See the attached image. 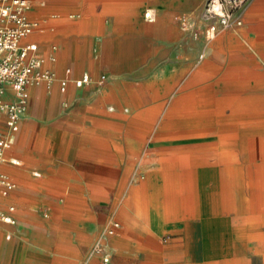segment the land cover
<instances>
[{
    "label": "crops",
    "instance_id": "obj_1",
    "mask_svg": "<svg viewBox=\"0 0 264 264\" xmlns=\"http://www.w3.org/2000/svg\"><path fill=\"white\" fill-rule=\"evenodd\" d=\"M28 1L27 16L39 28L21 42L35 43L39 56L53 55L44 67L69 83L64 92L58 80L49 90L28 88L26 112L1 165L16 187L0 196L2 212L14 208L13 224L0 220V264H98L91 249L101 239L110 264H264V168L255 166L245 180L223 161L239 147L250 158L264 154L263 124L237 119L264 114V92L253 91L264 87V0H250L240 26L218 28L203 45L177 22L203 0ZM154 64L167 73L151 81L148 94L116 87L136 80L139 65ZM192 64L177 78L183 80L177 91H190L172 96L169 66ZM82 74L93 82L76 87ZM101 76L106 80L97 86ZM208 81L231 92L212 94ZM107 91L135 98L141 107L131 122L104 107ZM148 97L153 122L160 116L189 135H138ZM12 98L7 89L4 99ZM230 183L249 184L241 202ZM112 220L119 228L105 237Z\"/></svg>",
    "mask_w": 264,
    "mask_h": 264
},
{
    "label": "built area",
    "instance_id": "obj_2",
    "mask_svg": "<svg viewBox=\"0 0 264 264\" xmlns=\"http://www.w3.org/2000/svg\"><path fill=\"white\" fill-rule=\"evenodd\" d=\"M250 0H205L200 17L203 21V35L205 41L214 39L218 28L233 29L241 25L240 14ZM30 9L28 0H0V112L4 114L5 130H0V196L6 197L11 193L16 184L1 171L5 160L4 154L15 140L19 130L22 116L25 114L31 86H43L49 90L52 83L58 80L59 90L64 92L69 78H58L56 73L44 67L46 61L54 62L53 55L44 58L37 54L35 43H22L21 41L39 28L37 22L28 18ZM146 17V13H145ZM150 21L153 18L147 17ZM187 30L192 31V25L182 24ZM52 49H55L53 46ZM70 73L65 70V75ZM105 77L101 76L95 81L97 86L103 85ZM88 74L73 80L76 87L91 83ZM9 89L12 100H5L4 95ZM14 163V162H12ZM13 206L8 207V212H13ZM9 213L0 210V220L13 224L14 220ZM119 228L118 222L112 220L104 231V236L113 235ZM92 253L98 256V264H110V254L104 239L96 241L92 246Z\"/></svg>",
    "mask_w": 264,
    "mask_h": 264
},
{
    "label": "rangeland",
    "instance_id": "obj_3",
    "mask_svg": "<svg viewBox=\"0 0 264 264\" xmlns=\"http://www.w3.org/2000/svg\"><path fill=\"white\" fill-rule=\"evenodd\" d=\"M142 1H146V0H142ZM75 2L77 4H80V6H82L84 3L87 2V0L86 1L85 0H75ZM204 2H205V0L202 1V4L198 8L193 7L191 10H187V12L184 15L177 18V22L179 23V26L182 29L181 32L186 34L187 37L190 36L191 39L192 38L196 39L198 41L199 45H201V44L203 45V43L206 44L205 39H204V35H203V26L204 25H203V21L200 17V11H201V8H202ZM143 10H147V8L144 7ZM150 14H151L152 18L155 19V16L153 15V13L151 11H150ZM184 22L188 25H192L193 30L190 31V30H187V28L183 27L182 24ZM221 29H224V28H221ZM213 44H215V42ZM200 51H201V47L199 46L198 50L194 53L193 63L195 62L197 57H198L197 61L199 60V58H201V55L197 56V54H199ZM203 60H204V58H202V61ZM221 62H225V55H221ZM163 67L164 66L161 64H154L153 66L139 65L138 69H137L138 78L136 80L119 81V82H117L116 87H118L119 90L123 91V94H127V95L132 94V93L136 94V93L141 92V91L146 92L148 94L149 93V91H148L149 86L148 85L151 83V81L152 82L153 81H159L162 79V74L167 73L166 71L162 70ZM173 67H174V69L171 70V72H170V70L168 71V73H170L169 74L170 76L171 75L174 76L173 81H170V83L172 84V86L176 85V87H174L173 90L171 91L172 96L177 95L179 92L190 91V89H184V90L182 89L181 91L180 90L177 91L178 84H179V87H181L180 85L183 83V80L178 81L177 78L182 77V79H183L186 76V74H189V72L191 70H193L196 66L194 64H192L191 66L189 65L185 68V70L184 69L179 70L177 65L176 66H169L170 69ZM221 70L224 72L225 66H224V70L223 69H221ZM184 74H185V76H184ZM223 75H224V73L221 74V76H223ZM261 77H263V75H261ZM208 85L210 86L212 94L214 93L216 88L219 89L218 90L219 94H220V91L231 92L230 89H227V90L223 89L222 90L220 87H217L218 85H213L210 82ZM260 85L264 86V78L260 82ZM197 86H194V87H197ZM192 89H194V88H192ZM104 90L105 89H103L101 91V93H104ZM235 91L243 92V93H250L252 90H250V88H249V89H236ZM253 91H255L256 93L264 92V87L263 88L260 87L258 89H253ZM232 92H233V90H232ZM105 97H106V99H105V101H103L104 107L107 109V107L113 106L114 112H116L117 115L121 116L122 120H125L128 122L130 121L131 118L135 117L138 109L141 107V106L140 107L136 106L135 98H134V102H131L130 100H129L130 102L125 101V100L123 101L120 99V96H117V94H114L113 91H107ZM262 99L264 100V94H262ZM152 105H153V102L148 97V102L144 106V109L148 111L147 116H145L147 122L145 123V127H141V128H138L135 130L138 135L153 137V139H155V140H156V138H162V137L184 136V135L188 136L189 135L186 132L187 128H185L184 126H180V127L176 128V127H172V125L166 126V125L162 124L159 121L160 116H157V120L155 122H153L152 120H153L154 114L152 112H150V111H152ZM263 106H264V104H263ZM125 110H127V112ZM237 119L247 121L248 123H251V122L258 120V122L262 123L264 126V114H261V113L244 112V113L238 114ZM131 131L133 132L134 130L131 129ZM263 132H264V129H263ZM202 145H205V144H202ZM239 148H235V150L233 151L234 153H233L232 157L226 158V160H223V161L226 163L227 166L234 167V168H232L234 171H237L238 169H239V171L242 170L243 177L245 180H247L249 177L251 178L250 175H252V173L254 172L253 168H255V166H258V167L262 166V168H264V156H262L264 154L260 152L254 158H250L247 155L248 153L246 151H244L241 148L239 149ZM260 149H262L264 151V144L261 145ZM232 169H230V171H232ZM247 169H250L249 170L250 173L247 172ZM139 172H142V170H140V168H139ZM254 178H256V180H257L256 176ZM231 181H232V177H231ZM230 184L233 185V187H234V190L237 194L236 197L238 199V202H241V200H243V199H241L240 194L241 193H242V195L246 194V191L249 189V184L245 185L244 188L240 187V185H238L236 183H230ZM247 195L248 194H246L244 196L246 197ZM260 195L263 196L264 192L261 193Z\"/></svg>",
    "mask_w": 264,
    "mask_h": 264
},
{
    "label": "bare ground",
    "instance_id": "obj_4",
    "mask_svg": "<svg viewBox=\"0 0 264 264\" xmlns=\"http://www.w3.org/2000/svg\"><path fill=\"white\" fill-rule=\"evenodd\" d=\"M146 17H150V15L148 13H146Z\"/></svg>",
    "mask_w": 264,
    "mask_h": 264
}]
</instances>
